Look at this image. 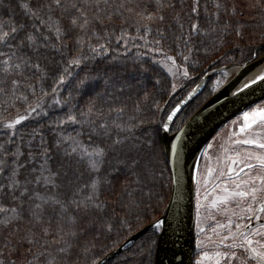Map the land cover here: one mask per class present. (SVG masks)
I'll return each mask as SVG.
<instances>
[{
  "label": "snow or ice",
  "instance_id": "6c2138e0",
  "mask_svg": "<svg viewBox=\"0 0 264 264\" xmlns=\"http://www.w3.org/2000/svg\"><path fill=\"white\" fill-rule=\"evenodd\" d=\"M20 6L30 23L28 20L0 22V114L4 115V119H0V130L7 137L0 142V230L8 231L14 225L18 227L27 217L30 227L20 237L19 244L28 246L27 253L32 259L26 257L23 264H69L75 242L79 239L80 221L91 213L103 211L105 202L101 196L104 187L111 184L109 177L128 171L139 175L140 160L134 146V125L125 124L121 119L124 109L110 108L106 115L95 100L90 101L85 109L69 107L63 118L53 120L48 126L51 137L33 129L27 140L21 135L17 143L18 126L35 116H48L36 91L37 84L47 78L41 60H47L52 53L65 57V50L69 49L65 39L77 33L74 37L75 55L63 61L66 66L60 71L57 86L52 90L55 95L57 89L68 82L66 78L71 76V69L80 67L87 58L85 49L93 54L98 52L89 36L96 25H103L105 20L111 21L114 16L125 17L128 13L125 19L136 17V23L150 31L149 24L144 21H163L164 16L160 13L165 5L162 0H156V15L149 14L139 0H118L116 3L113 0H47L46 3L38 0L35 8L27 3ZM199 6L200 0H193L191 13L198 14ZM167 7L174 5L168 4ZM215 7L219 9L220 5L217 3ZM212 15L219 19L218 13ZM66 18L67 25L64 23ZM179 26L183 28V24ZM200 32L199 23H192L187 38L182 33L177 39H182L187 47L192 33ZM92 35L100 39L94 32ZM103 48L104 45H99V50ZM167 59L175 64L171 56ZM183 75L188 77L186 69ZM33 79L36 83L32 82ZM258 82H264V73L245 82L238 91L243 92ZM87 84L88 78L85 77L76 82L75 87L80 90ZM29 92L32 97H37L35 104L29 102ZM47 95L41 88L40 96ZM70 99L71 94L63 104L59 99H54V103L64 107ZM16 102H22L26 107L23 113L17 109L13 118L8 113L16 108ZM113 111L117 116L110 119ZM178 111L177 108L169 114L168 121H172ZM163 131H169L167 122L163 124ZM233 135L239 137L235 144L250 146V150L243 156L237 152L238 158H229L233 164H242L243 167L235 173L236 179L229 176L234 187H223V194L212 199L210 207L241 219L259 221V227L250 228L247 223L233 224L230 216L227 223L217 221L216 228L212 229L217 237L212 241L213 246L225 250L214 253L216 264H251L253 261L264 264V106L244 112L239 131ZM176 140L177 144L171 145L173 155L177 153L180 136ZM232 172L229 167L227 172L222 171L219 175ZM229 204H235L244 215L240 216L234 208L228 207ZM206 218L215 219V216ZM164 223L162 219L151 222L153 236ZM37 227L39 236L34 231ZM217 229L225 231L221 233ZM49 237L54 239L50 241ZM4 247L9 248L7 240ZM13 252L18 253V248L10 249L9 256ZM204 256H208L207 251ZM0 257H4L3 252ZM0 264H16V261L4 257L0 258ZM93 264L98 262L93 261ZM196 264H202V260H197Z\"/></svg>",
  "mask_w": 264,
  "mask_h": 264
},
{
  "label": "trees",
  "instance_id": "16d2710c",
  "mask_svg": "<svg viewBox=\"0 0 264 264\" xmlns=\"http://www.w3.org/2000/svg\"><path fill=\"white\" fill-rule=\"evenodd\" d=\"M39 2L46 3L47 0ZM116 2L118 0H113V3ZM139 2L147 7L149 14H157L156 0ZM162 2L165 7L160 14L164 20L144 21L149 24L150 31L137 24L136 17L125 19L128 13H125V17L114 16L111 21L105 20L103 25H96L89 36L92 37L90 43L98 48V52L93 54L86 48L87 58L80 67L71 69V76L66 78L68 82L60 86L55 95L52 90L57 86L60 71L66 66L63 61L75 55L74 37L77 33L65 39L64 43L69 45L65 57L52 53L47 60H41L47 78L37 84L36 91L48 116H35L18 126L17 143L21 135L27 140L33 129L51 137L48 126L53 120L63 118L69 107L85 109L90 101L95 100L97 107L102 108L106 115L110 108L124 109L121 119L125 124L134 125V146L140 160V168L137 169L139 175L128 171L114 178L109 177L111 184L104 187L101 196L105 202L103 211L91 213L80 221L79 239L75 242L69 264L98 262L131 235L164 214L172 185L162 139V125L167 115L210 67L247 62L255 55L259 57L264 54V0H200L198 14L191 13L193 0ZM24 3L35 8L38 0H0V22L28 20L30 23L20 6ZM217 3L219 9L215 7ZM168 4L174 7L169 8ZM212 13H218L219 19ZM64 23L67 25V18ZM192 23H199L201 32L192 33L186 47L184 41L177 37L183 33L187 38ZM180 24H183V28H180ZM93 32L100 37L99 40L92 35ZM101 44L104 45L103 50H99ZM3 50L7 51V48ZM163 56H171L178 66L188 72V80L178 90L173 89L170 76L159 63ZM184 56L188 59L184 60ZM85 77L88 78L87 87L77 90L76 82ZM212 81L177 117L171 132L178 130L210 98ZM32 82L36 83V80ZM41 88L48 93L47 96H40ZM27 94L29 102L35 104L37 97H32L30 92ZM70 94L67 106L54 103V99H59L63 104ZM24 107L26 105L22 102H16V108L11 109L8 115L14 118L17 109L23 113ZM116 116L113 111L109 118L115 119ZM0 119H4L3 114H0ZM5 139L7 137L0 130V142ZM29 227L28 218L25 217L18 227L14 225L8 231L0 230V252L4 253V257L15 260L16 264H23L26 257L32 259L27 253L28 246L19 244L20 237ZM52 227L55 230V221ZM34 231L37 236L40 235L38 227ZM153 232L138 239L108 264H155L159 237L158 230L154 236ZM149 237L153 239L149 240ZM48 239L51 241L54 237ZM5 240L9 242V248L4 247ZM13 248H18V253L13 252L9 256Z\"/></svg>",
  "mask_w": 264,
  "mask_h": 264
},
{
  "label": "water",
  "instance_id": "95a60500",
  "mask_svg": "<svg viewBox=\"0 0 264 264\" xmlns=\"http://www.w3.org/2000/svg\"><path fill=\"white\" fill-rule=\"evenodd\" d=\"M261 73H264V54L259 57L255 55L247 62L210 67L196 86L170 111L169 114L179 109L172 121H168L167 115L164 123H168L169 131L164 132L162 125V139L172 185L166 210L158 218L165 223L158 230L155 264L194 263L196 186L202 155L212 138L226 124L264 101V82H258L243 92L238 91L245 82H250L251 78ZM222 74H230L229 79L177 131L171 132L174 121L187 105L203 92L211 80ZM197 85L200 87L197 88ZM233 92L238 94L233 95ZM177 136H180L178 150L173 155L171 145L177 144ZM152 230L151 223L147 224L100 259L98 264L113 261Z\"/></svg>",
  "mask_w": 264,
  "mask_h": 264
},
{
  "label": "rangeland",
  "instance_id": "374dc122",
  "mask_svg": "<svg viewBox=\"0 0 264 264\" xmlns=\"http://www.w3.org/2000/svg\"><path fill=\"white\" fill-rule=\"evenodd\" d=\"M167 57L168 56H163L160 58L159 63L170 76L173 85H175V90H178L181 88L183 83L188 80V77L183 75L185 68L178 66L176 62L173 64V62L168 60ZM229 77L230 74H222L216 77L209 87L210 92L212 94L216 92L226 82V80L229 79ZM260 106H264V101L256 104L251 109L258 108ZM242 117L243 114L237 116L217 133V135L212 139L209 146L207 147L201 160L198 171L196 194L197 237L200 235L209 236L211 234H215L213 233L212 229L216 228L217 221L219 223H227L229 216L231 217L233 224L247 223L248 225H253V227H259V221L241 219L236 215H232L231 213L224 214L219 212L218 209L210 207L212 199L223 194L221 191L223 187H228L229 189L234 187V185L230 183L229 176H231L232 179H236L235 173L241 167H243L242 164H233L229 158H238L237 152L240 153V156H243L247 150H250V146L237 145L234 142L235 139L239 138L233 134L238 133L240 123L242 122ZM234 121L237 123L234 124ZM229 167L233 169L232 173L224 176L219 175V173L222 171L227 172ZM245 171H247V169ZM240 175L244 176V173H240ZM214 189L215 191H213ZM228 207L234 208L235 211L240 214V216L244 215L240 212V209L236 207L235 204H229ZM209 215H214L215 219H207L206 217ZM217 231L222 232L225 230L217 229Z\"/></svg>",
  "mask_w": 264,
  "mask_h": 264
},
{
  "label": "flooded vegetation",
  "instance_id": "af4514ba",
  "mask_svg": "<svg viewBox=\"0 0 264 264\" xmlns=\"http://www.w3.org/2000/svg\"><path fill=\"white\" fill-rule=\"evenodd\" d=\"M250 226H252V225L249 224V227ZM233 230H235V228H233ZM221 233H224V231H222ZM209 238H211V240H209ZM216 239H217V237L215 234H211L209 236L200 235L198 237L196 235V252H195V258L196 259L194 258V264H196L197 260H202V264H216V261H215L216 257L214 255V253L217 250H219V251L225 250L223 248L217 249L213 246L212 241H215ZM205 251L208 252L207 257L204 256ZM221 264H223V262H221ZM251 264H255V262L253 261V262H251Z\"/></svg>",
  "mask_w": 264,
  "mask_h": 264
}]
</instances>
